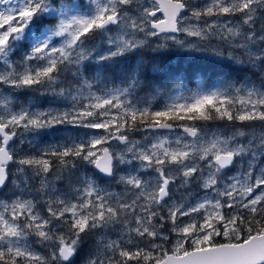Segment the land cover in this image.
<instances>
[{"label":"snow or ice","instance_id":"1","mask_svg":"<svg viewBox=\"0 0 264 264\" xmlns=\"http://www.w3.org/2000/svg\"><path fill=\"white\" fill-rule=\"evenodd\" d=\"M0 264H264V0H0Z\"/></svg>","mask_w":264,"mask_h":264},{"label":"trees","instance_id":"2","mask_svg":"<svg viewBox=\"0 0 264 264\" xmlns=\"http://www.w3.org/2000/svg\"><path fill=\"white\" fill-rule=\"evenodd\" d=\"M210 55V53H195L194 56L196 58L194 59L193 55H185L182 51H177L173 48L169 50L168 54L164 57V64L166 67H169L171 69H178L182 74H184V83L186 85L184 94L187 95L190 94L191 91L195 90L198 86H200L206 78H212L208 81L209 83H212L216 79L217 72L219 70H212L211 66L206 63V60ZM203 69H208V71H197ZM227 75L232 79H237L243 74L238 72H230L227 73ZM174 93L175 91H173L172 95ZM21 99H24V97H22ZM166 100V97H158L154 101V104H159L162 106L164 103H166ZM217 126L222 128L223 123L209 122L207 128L210 130H215ZM141 135L142 133L134 134L135 138H140Z\"/></svg>","mask_w":264,"mask_h":264},{"label":"rangeland","instance_id":"3","mask_svg":"<svg viewBox=\"0 0 264 264\" xmlns=\"http://www.w3.org/2000/svg\"><path fill=\"white\" fill-rule=\"evenodd\" d=\"M215 43V42H214ZM175 94H177L176 92L173 94V95H175ZM186 95V94H185ZM187 95H189V94H187ZM166 102H167V100H166Z\"/></svg>","mask_w":264,"mask_h":264}]
</instances>
